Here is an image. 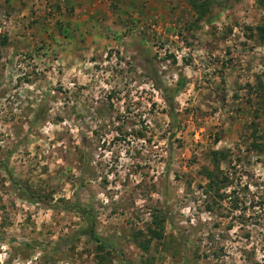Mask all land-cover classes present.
Returning a JSON list of instances; mask_svg holds the SVG:
<instances>
[{
  "label": "rangeland",
  "instance_id": "1",
  "mask_svg": "<svg viewBox=\"0 0 264 264\" xmlns=\"http://www.w3.org/2000/svg\"><path fill=\"white\" fill-rule=\"evenodd\" d=\"M197 2L0 0L4 264H264V0Z\"/></svg>",
  "mask_w": 264,
  "mask_h": 264
},
{
  "label": "trees",
  "instance_id": "2",
  "mask_svg": "<svg viewBox=\"0 0 264 264\" xmlns=\"http://www.w3.org/2000/svg\"><path fill=\"white\" fill-rule=\"evenodd\" d=\"M189 1H191L192 7L196 10L197 13H199L200 16H205L208 13L209 11L208 3L206 2L199 3L197 2V0H189ZM171 119L174 121L175 116L171 115ZM209 179L211 181H210V185L208 186L207 193L213 191L218 194V192L221 189V186H220L221 181L216 178H212L211 176L209 177ZM207 210L209 212H212L214 210V207L211 205H207ZM98 249L102 251L104 249V243L99 242Z\"/></svg>",
  "mask_w": 264,
  "mask_h": 264
},
{
  "label": "crops",
  "instance_id": "3",
  "mask_svg": "<svg viewBox=\"0 0 264 264\" xmlns=\"http://www.w3.org/2000/svg\"><path fill=\"white\" fill-rule=\"evenodd\" d=\"M19 1V0H15ZM31 1H168V0H31Z\"/></svg>",
  "mask_w": 264,
  "mask_h": 264
},
{
  "label": "clouds",
  "instance_id": "4",
  "mask_svg": "<svg viewBox=\"0 0 264 264\" xmlns=\"http://www.w3.org/2000/svg\"><path fill=\"white\" fill-rule=\"evenodd\" d=\"M101 199H104V197L101 196ZM105 202H107V201L105 200ZM185 211L187 212V210H185ZM0 248H2L4 250V253L7 252V245H0ZM6 258H7L6 254H0V264H4V261Z\"/></svg>",
  "mask_w": 264,
  "mask_h": 264
}]
</instances>
